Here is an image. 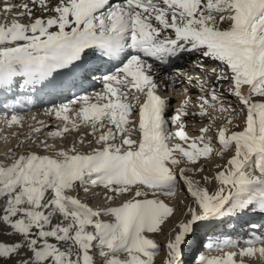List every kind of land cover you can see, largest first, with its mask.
<instances>
[{
    "label": "snow or ice",
    "instance_id": "6c2138e0",
    "mask_svg": "<svg viewBox=\"0 0 264 264\" xmlns=\"http://www.w3.org/2000/svg\"><path fill=\"white\" fill-rule=\"evenodd\" d=\"M88 50L122 66L102 76V91L45 112L64 121L49 137H64L69 124L78 129L69 115L75 111L91 125L99 147L82 152L76 145H83V138L70 148L45 140L43 151L9 150L0 159V264H156L162 250L163 264H186L189 242L210 224L264 217V0H0V90L57 88L61 69L87 79L99 71ZM187 51L219 62L209 69L199 66L228 83L236 107H225L223 93L195 77L202 93L199 111L190 112L191 97L185 95L168 115L169 98L158 94L161 85L146 58L167 64ZM177 75L189 84L194 79ZM209 108L221 113L224 123L189 136L184 118L210 116L215 122ZM137 110L138 124L130 119ZM23 120L15 112L4 117L6 126H22ZM137 134L140 140L132 138ZM177 137L183 143H172ZM229 152L214 177H203L204 184L188 175L204 171L201 157ZM213 180L218 184L210 191ZM181 183L192 203L162 249L154 237L179 210L161 197H175ZM94 187L107 189L105 198L113 205L118 197L130 198L94 207L79 198L81 190L88 194ZM235 243L226 240L223 246ZM257 255L264 259V235L246 241L239 252L201 254L195 264H245L244 257Z\"/></svg>",
    "mask_w": 264,
    "mask_h": 264
},
{
    "label": "bare ground",
    "instance_id": "6f19581e",
    "mask_svg": "<svg viewBox=\"0 0 264 264\" xmlns=\"http://www.w3.org/2000/svg\"><path fill=\"white\" fill-rule=\"evenodd\" d=\"M9 2L19 3L21 2V0H9ZM114 2H119V0H114ZM37 14L39 15V13ZM25 22H27V20H25ZM88 51H89V60L92 62L94 66L99 68V71L94 73L95 77L98 78L99 82L98 81L94 82L93 80H91L90 77L87 79H82V78L76 79L73 77V75L71 76L61 75L57 77V83L58 85H60L57 88H44L43 86H37L35 91H32L30 88H20V87H14L11 91L0 90V141L1 142H2V137L6 136L8 137L9 140L7 139L8 141L7 142L5 141L6 143L5 142L4 143L7 144L9 147L11 146L12 150L17 149V145H20V144H23V147H24V143L27 142L26 140L28 141L32 140L31 134L33 135V131L37 127L41 128V131L38 132L37 134L41 133L43 137H46V136L48 137V140H46L47 143H49L48 141L51 140V141H55L56 143H60V144L63 143L66 145L67 148H70L73 142L79 141L81 139L80 138L81 136L79 137V135L76 134L75 132L76 130H79L81 127L88 126V125L80 121V118L76 116L75 111L69 113V115L71 119L77 121V123L79 124V128L72 129L71 124H69L70 131L67 132L64 135V137H57L55 139L49 137L48 133L51 131H55L56 126L64 123V121L55 116L47 115L45 110L51 108L53 105L68 104L70 101L75 100L76 97L102 91L104 88L102 76L114 70L115 67L122 66L120 60H114L109 57H100L98 59L94 55L99 56V53L93 54L92 50H88ZM127 51L131 52L132 50L129 49ZM123 59H125V57L122 55L121 60ZM146 59H148L149 63L154 64L155 72H156V79L158 83L161 85V87L158 89V94L161 96L162 94L168 95L167 97L169 98V111H168L169 116L171 115V112H172L171 104L176 101L177 103L176 107L179 108L185 98V95L191 97L192 103L189 106L190 112L199 111V97L202 95V93L199 91L197 87H195L196 81L192 80L191 84H189L186 77L177 75L178 71L185 73L186 76H191L193 78L200 77L201 79L206 80L207 83L211 87L215 88L217 92L223 93V99L226 101V103H229V105H231L232 107L237 106L236 98L227 91L228 83L218 82L215 80V77H210V76L205 75V72L202 71L199 66L200 64H202L204 69L205 68L209 69L211 67H216L219 63L218 61H213L210 58L203 57L199 52H196V51H187V52L182 53L179 57L170 58L167 64H162L161 62L156 61L154 58H151V57H148ZM18 82H19V79H18ZM160 91H162V93H160ZM144 99L145 97L141 95L140 103H143ZM129 101L130 102L132 101V97H129ZM93 102L95 101L93 100ZM103 102L104 101H101V103ZM75 108L78 110L79 105H76ZM13 112L18 113L24 117L22 126H18V125L6 126L5 125V122H4L5 115L6 114L10 115ZM209 113H211V115L216 116V117H218V114H219L218 111L211 109V108H209ZM33 117L35 119H33ZM219 118L220 117H218V119ZM130 119L138 124V121H139L138 110L132 113V116L130 117ZM220 119L221 121L219 122L217 120L215 121L217 122V124L212 126L213 129L220 127L224 123L223 117H221ZM241 120L242 118L238 119L236 123H241ZM40 121L43 122V125L39 123ZM207 121H210V123L212 124L214 123L210 116L200 117L199 115H196L195 117L193 116L185 117L184 118V122L186 125L185 130L188 133V135L191 137L198 136L200 134L199 129L204 126L209 125ZM16 128H19L20 130L26 129V132H27V128H30L32 129V130L29 129L31 134L29 133L27 136H22V138L19 140L10 139L11 137H14V135H12L13 131L11 133H9V131H11L12 129H16ZM170 128L173 132L176 130V126L170 125ZM209 135L213 136V141L216 144V147L219 148V144L216 143L214 132H210ZM134 136L132 137L133 139H136V140L141 139V136L139 134L136 135V138H134ZM175 139L179 141L180 143H183L179 140L178 137ZM177 141L172 142V143H177ZM4 143L3 144L1 143L0 146L4 145ZM23 147H20L19 149H23ZM97 147H99V145ZM185 147H187V145H185ZM2 153L3 155L6 154V152H2ZM19 153L20 152H18V154ZM230 155H231L230 152L225 154V156L223 157V160L221 161L222 162L221 166L226 164L227 158ZM217 157L218 156H215V155L211 156L210 158L201 157L198 163L202 165L203 168L205 169V165L203 164V162H208L212 166L213 164H217L215 163L217 160ZM216 170L218 171L220 169H216ZM195 173H192L193 175L191 176H193L195 180L200 181L201 184L205 183L203 180V177L205 176L214 177L215 176V173L213 175H206L205 174L206 172L204 173V172L197 171V173L200 174L198 177V176H195ZM217 184L218 182L213 180L212 184L209 186L210 191L215 190V188L217 187ZM185 191L186 193H188L187 189H185ZM179 193L180 192H178V194ZM188 195H189L188 198L190 199H188V201L187 199L185 200V204L183 208H181L180 213L177 215L178 217L175 216L178 219H171L169 222L165 224L163 236L166 240L168 239V232L171 229L175 228V226L179 223V221L183 219V213L187 211L186 206L192 203V197L190 196L189 193ZM102 197L104 198L103 204L105 203L106 206L110 205V201L108 202V200L105 198V194L102 195ZM174 206L180 209L179 207H177L178 205L176 202ZM241 222L247 223L248 220L242 219ZM242 223H240L239 226L238 225L233 226V228H235L234 233L227 234L226 238L223 237L222 240L226 241V240H231L232 237H238V232H243L242 229H243V225L245 224L244 223L242 224ZM250 224H257V225L264 224V217L260 216L258 217V219H256ZM255 231L256 233H259L258 229ZM258 235L261 236L264 234L261 232V234H258ZM154 238L157 240L156 237ZM240 244L241 243H235V245L232 247H235V246L240 247ZM245 246L246 244H242L241 248ZM257 247H259V244H257ZM213 249L216 252L210 254V256L222 255L229 251L234 252V250H232L231 247L223 246V242L220 243L219 247H215ZM259 258L260 257L257 255V257L253 259L258 260ZM247 259L248 257H244V261H248ZM262 262H264V259L262 260ZM156 264H161V263L156 262Z\"/></svg>",
    "mask_w": 264,
    "mask_h": 264
},
{
    "label": "rangeland",
    "instance_id": "374dc122",
    "mask_svg": "<svg viewBox=\"0 0 264 264\" xmlns=\"http://www.w3.org/2000/svg\"><path fill=\"white\" fill-rule=\"evenodd\" d=\"M91 80H93L94 82H99L98 78L95 77V74H93L91 77ZM95 78V79H94ZM160 93H162V91H160ZM162 96H168V95H165V94H162ZM229 103H226L225 104V107H228ZM177 103L176 101L174 103L171 104V107H172V112H171V115L174 114L173 110L176 109L177 107ZM229 115H234V113H229ZM218 117H223V115L221 113L218 114ZM217 119V121H221V119ZM106 127L108 125V121L105 120L104 121ZM207 123L211 126H214L217 124V122H214L213 124L210 123V121H207ZM88 126H83L81 127L79 130H76V134L79 135L80 138H83L85 140V143L83 145L81 144H78L77 143V148L82 151V152H90L92 151V149L96 148L98 145L95 143V140H96V137L95 136H92V128H91V125L90 124H87ZM86 127V128H85ZM30 128H27V132H26V129L25 130H20L19 128H16V129H10L11 131H9V133H11L12 131V135H14V137H11L10 139H21L22 136H27L29 133H30ZM105 130V129H103ZM102 130V131H103ZM38 132L36 131H33V135L31 134L32 136V140H26L27 142L24 143V147L23 149H15L16 153L18 154V152H23L25 149L27 148H32L34 150H37V151H43L40 147V142L41 141H45V140H48V137H43L42 134H37ZM209 135V133H208ZM84 136V137H82ZM45 138V139H44ZM134 138H136V135L134 136ZM8 137H2V142L0 141V144L4 143L5 141L7 142L8 140ZM93 141L92 145L89 146L87 144V141ZM176 139H174L172 142H176L175 141ZM5 142V143H6ZM49 144H56L57 147H66L65 144L63 143H56L55 141H48ZM179 142V141H177ZM4 145H1L0 146V159H4L5 158V155H3L2 152H6L8 153L9 150L11 148V146L9 147L7 144ZM67 148V147H66ZM39 149V150H38ZM21 150V151H19ZM221 159V160H220ZM223 160V158L221 157H217V160L215 163H217L218 165H222L221 161ZM203 164L205 165V169H204V173L206 175H213L218 169L217 168V164H213L211 166V164H209L208 162H203ZM209 172V174H208ZM199 173V172H198ZM197 172L195 173V176H198L200 174H198ZM212 173V174H210ZM188 175H193L192 173H188ZM186 189V186L181 183L180 185V188L178 190V192H180L178 194L177 192V195L173 198H167V197H161L162 199H165L167 203H169L170 205H174L175 202L177 203V207H179L180 209H178L179 211L174 213V216L173 218L171 219H178L177 215L180 213L181 211V208H183L184 204H185V200L187 199H190L188 198L189 195L188 193H186L185 191ZM83 191L81 190L80 193H79V198L83 201H86L88 203H90L92 206L96 207V206H106V204L104 203L103 204V201H104V198L102 197V195H104L106 192H107V189H104L102 187H94L92 189L91 192H89L88 194H85L84 192L82 193ZM96 192V195L95 197L93 196V193ZM92 197V198H91ZM130 197H128L127 195H124V196H121V197H118L115 201V204L113 205L111 202H110V205L108 206H117L119 205L120 203H122L125 199H128ZM173 200V201H172ZM176 200V201H175ZM175 201V202H174ZM186 201V202H187ZM109 202V201H108ZM177 216V217H175ZM258 217L260 216H252V215H242V216H239L237 218H224V222L223 224L222 223H213V224H210L209 227H206L204 229H202L190 242H189V247L187 249V259H186V264H195V260L198 258L199 255L201 254H206V255H210L216 251H214L213 248L217 247L215 245H220V243L224 242L222 240V238H226L227 234H230V233H234V230L235 228H233V226H239L242 219H245V220H248V222L244 223L245 225H243V229L242 231L243 232H238V237H232L231 238V241H234L237 242L236 243H241L240 244V247L239 246H235V247H231L232 250H234V252H239L240 251V248L242 246V244H246V241L252 239L254 236H259L258 234H261V232L264 234V228H261V229H258L259 230V233H256V231L251 227L253 221H255L256 219H258ZM103 219L105 220H110L111 217H103ZM253 219V220H252ZM242 223V224H243ZM247 224V225H246ZM249 224V225H248ZM165 227V225L163 226ZM232 228V230H231ZM241 228V227H239ZM226 234V235H225ZM155 237L157 238V241L161 244L162 246V249L164 248V245L166 244L167 240L164 238L163 236V233H160V234H156ZM235 240H234V239ZM245 241V242H244ZM209 242H212L213 243V247L212 248H209L208 247V244ZM212 249V250H211ZM219 251V250H218ZM166 259V250H162L157 259H156V262H159L161 264H163V261ZM248 261H245L246 264H264V262H262V258H259L258 260H254L253 258H249L247 259Z\"/></svg>",
    "mask_w": 264,
    "mask_h": 264
}]
</instances>
